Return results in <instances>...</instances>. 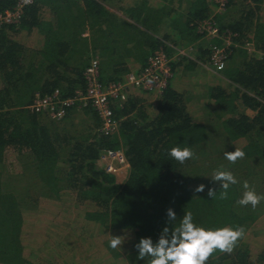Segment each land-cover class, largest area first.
Listing matches in <instances>:
<instances>
[{"label":"trees","instance_id":"obj_1","mask_svg":"<svg viewBox=\"0 0 264 264\" xmlns=\"http://www.w3.org/2000/svg\"><path fill=\"white\" fill-rule=\"evenodd\" d=\"M17 3L0 0V13ZM263 4L227 0L225 10L215 13L209 0H31L18 23L2 25L0 264H77L86 250L91 264H125L118 251L124 248L129 264H149L150 258L137 260L134 245L142 237L157 241L168 208L177 215L173 226L190 211L198 227H243L246 235L264 214V200L256 208L237 203L244 181L264 195ZM208 19L220 37L233 35L219 72L228 86L207 87L214 107L208 116V106L189 83L182 84L181 69L196 65L182 56L171 61V77L160 93L128 86L124 101L110 100L118 123L110 135L102 133L90 105L68 107L64 122L33 108L54 92L60 100L85 92L84 72L95 57L104 86L141 72L158 50L170 57L174 47L197 41L195 59L210 65L209 48L222 41L198 31ZM130 61L138 67L131 69ZM216 142L246 154L220 169L238 180L224 200L205 163ZM173 147H188L194 157L180 164L168 155ZM105 151L123 153L129 168L122 183L99 163ZM199 184L206 187L196 193ZM209 187L216 188L217 198L207 195ZM112 236H122L121 248L109 246ZM206 264H264V246L243 237L231 254L216 251Z\"/></svg>","mask_w":264,"mask_h":264},{"label":"built area","instance_id":"obj_2","mask_svg":"<svg viewBox=\"0 0 264 264\" xmlns=\"http://www.w3.org/2000/svg\"><path fill=\"white\" fill-rule=\"evenodd\" d=\"M31 0H18L13 10L0 13V27L4 24H16L24 7ZM215 5V13L225 10L227 0H209ZM198 31L204 33L207 38L219 37L222 41L221 46L211 45L210 65L220 72L226 63L229 53V47L233 45V35L228 33L226 36H219L218 30L211 19L205 20L198 26ZM248 50H253L251 44H246ZM176 49L177 55L182 54L183 49ZM171 61L167 53L162 50L156 51L148 60L147 66L137 73H129L124 82L102 85L99 81V62L95 57L91 60L90 66L85 70L86 89L85 92H77L71 99H57V92L52 96L37 99L33 108L37 112L49 114L52 119L60 120L66 114L68 107L77 105L79 108L90 105L98 114L101 120V131L105 135H110L117 131V120L113 116L110 107V100H125L124 89L128 86L136 87L145 91H154L160 93L167 85L171 77ZM100 164L104 170L110 174H124L129 166L121 151H105L100 155Z\"/></svg>","mask_w":264,"mask_h":264},{"label":"clouds","instance_id":"obj_3","mask_svg":"<svg viewBox=\"0 0 264 264\" xmlns=\"http://www.w3.org/2000/svg\"><path fill=\"white\" fill-rule=\"evenodd\" d=\"M168 155L180 164L194 157L193 151L188 148L173 147L169 150ZM245 152L239 148L235 151L224 153V157L230 163H236L237 160L244 159ZM213 182H218L220 186L219 199L228 198V189L231 185L238 183V180L231 171L216 170L210 178ZM204 184H199L193 191L196 193L204 192ZM242 198L237 201L240 206L251 204L256 208L264 195H258L247 181L243 182ZM207 195L217 198L216 188L209 187ZM167 223L162 229L156 242L151 237H142L134 245L137 250V260L150 258L149 264H206L214 252L231 254L238 241L245 235L243 227L235 229L223 227L217 229H205L198 227L193 222V214L186 212L180 220L178 226H173L177 215L172 208L166 210ZM170 225V226H169ZM122 236H112L109 246L112 249L121 248L124 244Z\"/></svg>","mask_w":264,"mask_h":264},{"label":"rangeland","instance_id":"obj_4","mask_svg":"<svg viewBox=\"0 0 264 264\" xmlns=\"http://www.w3.org/2000/svg\"><path fill=\"white\" fill-rule=\"evenodd\" d=\"M111 7V6H110ZM180 56H190V59H195L196 55L194 52H190L189 50H187L185 52V50L183 49L182 51V54L180 55H177V51L175 49V52L170 56L172 57V60H176L177 58H179ZM207 67L210 69V70H213L214 72L216 73H219L218 71H216L211 65L207 64V65H204V69L209 71L207 69ZM207 76H205L206 78ZM205 111H208L205 110ZM208 114V113H207ZM210 114V113H209ZM208 114V115H209ZM207 115V116H208ZM79 117H82V116H79ZM81 119V118H80ZM62 119H60L59 121L61 122H64L62 121ZM79 119L76 118L75 122H78ZM82 122V119L79 120V123ZM211 124V123H210ZM220 141V140H218ZM217 144H215V146H211L209 149H208V154L206 156V162L208 165H210L209 169V174L208 176L211 178L213 173L216 171V170H220L223 167H225L229 161H227L224 157V153L226 151L228 152H232V150L226 145V144H222L221 142H216ZM209 157V158H208ZM208 158V160H207ZM218 163V165H217ZM240 171V170H239ZM127 175L128 174H118V175H114L115 176V179L117 181V183H122L126 178H127ZM33 184V182H31ZM16 184V182L14 183ZM8 185H12V184H8ZM36 190L37 188V185H32L30 189ZM94 233H95V230H94ZM244 240L245 241H248L250 240L255 246L257 247H260V246H264V214H262L258 220L254 223V225L251 227V229L249 230L248 233H246V235L244 236ZM125 249V248H124ZM124 249H118L119 252H121V256L124 258V261L127 260L128 262V259H127V256L126 254H124L123 256V250ZM87 257H85L84 255H82L81 257L78 258V261H77V264H91V262H93L92 260H94V258H90V254L91 252H89V250L87 251ZM39 260V259H37ZM36 260V261H37ZM127 262H125V264H127ZM40 262L38 261L37 264H39ZM120 264V263H118ZM129 264V262H128Z\"/></svg>","mask_w":264,"mask_h":264},{"label":"crops","instance_id":"obj_5","mask_svg":"<svg viewBox=\"0 0 264 264\" xmlns=\"http://www.w3.org/2000/svg\"><path fill=\"white\" fill-rule=\"evenodd\" d=\"M110 10L112 12L116 13L117 15L122 16V14L117 12L114 8L110 7ZM260 14H261V17L263 18V16H264V4L262 6V10H261ZM32 36H33V38L35 37V33L34 32H33ZM203 42H206V40L203 39ZM199 43H201V41H197V42H195L193 44H190V45H185L183 47H180L179 49H184L185 52L187 50H189L190 52H194L195 55H197L196 48H197ZM25 44H26V46H30V47H32V45H33L29 41L27 43H25ZM183 57H185V56H183ZM185 58L190 59V56L189 57L186 56ZM190 60H193V62H195L196 65L194 66L193 69H190V70L181 67L182 69H181V73H180V75H181L180 78H182L181 80L183 82L182 83L183 86H184V84H188L189 83L190 84V88H191V90L193 92L192 94L195 96V98L197 100H201V102L203 103V106H208V107H204V111H203L205 116H207L209 113H212L213 110H214L213 109L214 107L212 105H210L211 101L209 100L207 102V99H208L207 96H206L207 87L209 85L219 84V85L227 88L228 81L220 73H216L213 70H210L208 67H207V69L209 71L205 70L203 67H204V65H207V64H203L201 61H198L197 59H190ZM127 65L130 66L131 69L138 67L137 64H135L134 62L132 63L131 61L128 62ZM184 65L185 64H183L182 66H184ZM205 76H207V77L205 78ZM194 84H196V85L194 86ZM175 85L177 87H181L179 81H176ZM194 88L197 89L198 91L197 90L195 91ZM207 109H208V111H205ZM246 113L249 114L250 111L246 110ZM127 171L124 174H127Z\"/></svg>","mask_w":264,"mask_h":264}]
</instances>
